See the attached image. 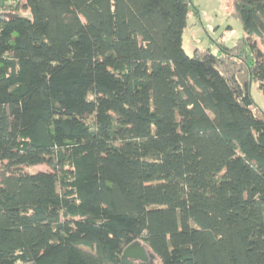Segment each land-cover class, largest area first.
Masks as SVG:
<instances>
[{
    "label": "trees",
    "instance_id": "obj_1",
    "mask_svg": "<svg viewBox=\"0 0 264 264\" xmlns=\"http://www.w3.org/2000/svg\"><path fill=\"white\" fill-rule=\"evenodd\" d=\"M194 7L0 9V264H140L136 241L158 264H264V0H236L234 47L188 56Z\"/></svg>",
    "mask_w": 264,
    "mask_h": 264
},
{
    "label": "rangeland",
    "instance_id": "obj_2",
    "mask_svg": "<svg viewBox=\"0 0 264 264\" xmlns=\"http://www.w3.org/2000/svg\"><path fill=\"white\" fill-rule=\"evenodd\" d=\"M235 2L236 0H192L195 7L183 35V47L188 56H193L198 49H210L217 53L220 47L232 48L242 38V23L233 15ZM250 90L256 105L264 111V95L258 85L254 83ZM48 170L46 165L23 168L25 172ZM155 264H158L157 260Z\"/></svg>",
    "mask_w": 264,
    "mask_h": 264
},
{
    "label": "water",
    "instance_id": "obj_3",
    "mask_svg": "<svg viewBox=\"0 0 264 264\" xmlns=\"http://www.w3.org/2000/svg\"><path fill=\"white\" fill-rule=\"evenodd\" d=\"M14 14L3 13L0 17H14ZM123 256L133 262L140 264H155L157 257L141 241H136L129 245L123 253Z\"/></svg>",
    "mask_w": 264,
    "mask_h": 264
},
{
    "label": "crops",
    "instance_id": "obj_4",
    "mask_svg": "<svg viewBox=\"0 0 264 264\" xmlns=\"http://www.w3.org/2000/svg\"><path fill=\"white\" fill-rule=\"evenodd\" d=\"M12 0H0V9H2L8 2Z\"/></svg>",
    "mask_w": 264,
    "mask_h": 264
}]
</instances>
